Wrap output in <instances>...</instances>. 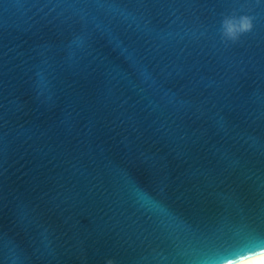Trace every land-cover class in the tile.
<instances>
[{
	"label": "water",
	"instance_id": "obj_1",
	"mask_svg": "<svg viewBox=\"0 0 264 264\" xmlns=\"http://www.w3.org/2000/svg\"><path fill=\"white\" fill-rule=\"evenodd\" d=\"M241 204L264 212V0H0V264H203Z\"/></svg>",
	"mask_w": 264,
	"mask_h": 264
},
{
	"label": "snow or ice",
	"instance_id": "obj_2",
	"mask_svg": "<svg viewBox=\"0 0 264 264\" xmlns=\"http://www.w3.org/2000/svg\"><path fill=\"white\" fill-rule=\"evenodd\" d=\"M240 208L241 215L239 222L232 227L231 231L226 237L215 239V237L218 236V233L215 232V225H213L210 229L204 230L202 239L204 237H207L205 243H208V241H212V247L209 249V251L211 252V256L208 260H205L203 264H213V256L216 254L217 249L224 244L233 242L254 244L256 241L264 240V212H261L258 215H253L246 210V207L244 205L241 204ZM217 219H223V216ZM192 228L197 233L201 231V225L193 224ZM209 232H212L211 236L209 235ZM252 250L254 251L255 249ZM259 254L261 259L259 260L258 264H264V250H261Z\"/></svg>",
	"mask_w": 264,
	"mask_h": 264
},
{
	"label": "clouds",
	"instance_id": "obj_3",
	"mask_svg": "<svg viewBox=\"0 0 264 264\" xmlns=\"http://www.w3.org/2000/svg\"><path fill=\"white\" fill-rule=\"evenodd\" d=\"M251 28L252 23L248 17H229L222 21L223 35L232 41L237 40L240 34L249 31ZM106 264H114V261L109 259ZM224 264H233V262L227 260Z\"/></svg>",
	"mask_w": 264,
	"mask_h": 264
},
{
	"label": "bare ground",
	"instance_id": "obj_4",
	"mask_svg": "<svg viewBox=\"0 0 264 264\" xmlns=\"http://www.w3.org/2000/svg\"><path fill=\"white\" fill-rule=\"evenodd\" d=\"M260 259H261L260 256H256V257L247 259V260L242 261V262H243V264H258V262H259ZM242 262H239L237 264H242Z\"/></svg>",
	"mask_w": 264,
	"mask_h": 264
}]
</instances>
